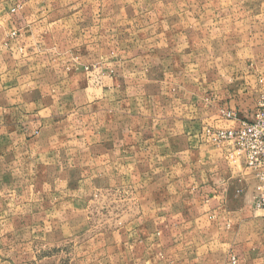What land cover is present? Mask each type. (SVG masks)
I'll return each mask as SVG.
<instances>
[{"label":"crops","instance_id":"1","mask_svg":"<svg viewBox=\"0 0 264 264\" xmlns=\"http://www.w3.org/2000/svg\"><path fill=\"white\" fill-rule=\"evenodd\" d=\"M261 73L264 0H0V127L13 141L0 264H13L19 208L43 222L25 264L56 257L47 234L73 243L74 264H264L252 180L199 142L205 124L253 119ZM131 201L116 235L113 204Z\"/></svg>","mask_w":264,"mask_h":264},{"label":"built area","instance_id":"2","mask_svg":"<svg viewBox=\"0 0 264 264\" xmlns=\"http://www.w3.org/2000/svg\"><path fill=\"white\" fill-rule=\"evenodd\" d=\"M251 92L254 94L252 120L241 119L237 129L205 124L199 132V142L222 150L223 160L228 164L245 167L254 184L253 206L264 212V73L256 76ZM221 115L226 120H237L233 111H222ZM241 191L237 189L235 193L239 195ZM231 261L235 263L234 258Z\"/></svg>","mask_w":264,"mask_h":264},{"label":"rangeland","instance_id":"3","mask_svg":"<svg viewBox=\"0 0 264 264\" xmlns=\"http://www.w3.org/2000/svg\"><path fill=\"white\" fill-rule=\"evenodd\" d=\"M262 31V30H261ZM259 30H258V34H259ZM260 35V34H259ZM42 78H35L34 82L37 81H41ZM40 83V82H39ZM6 126L4 127H0V193L3 197L8 196L9 195V183L5 182V178L3 177V174L5 171L3 170H7L9 168V165L11 163H13V158L10 155L11 150H13V141L11 140H6V139H2L4 135L7 136V134H5V131L1 132V129L4 128L5 129ZM19 164H25V160L23 158H14V162H17ZM30 163H32V161H30ZM8 173V172H7ZM23 177H27L26 174H21ZM34 175L30 174L28 176V178L34 179ZM20 180V179H19ZM40 188V187H39ZM20 191V188H19ZM34 191V190H33ZM122 192H115L113 195L114 197L120 201V197H121ZM35 195L36 197H41L42 195V190L41 189H35ZM101 196L105 197L107 196L106 193H102L100 194ZM132 197V194H131ZM138 208L139 206L137 204H134L133 201H131L130 203L128 202H115L113 204V221L108 222L109 225L112 226L113 228V232L117 235L121 233V230L125 227H128L130 225L133 224V219L130 217H133L134 214H136L138 212ZM35 211H41V207H38V210ZM100 211V209H99ZM127 215L129 216L130 220H123L122 216ZM29 215L25 212V210L19 208L18 209V215L16 216V220H13V264H25L26 263V259H27V255H26V244H27V240H28V236H27V230L30 231L32 229L35 230L34 234L37 235L36 240L39 242V246H41V243H43L42 239V224L43 222H41L40 220H28L27 221V217ZM135 217V215H134ZM98 223V227H100L101 225L103 226L105 224V221H97ZM48 224L46 223L45 228L47 229ZM47 236L45 239V242H47L48 244L50 243L51 245H53L51 247V250H55L54 255L56 256L54 259H52V261L49 262H39L38 264H74V258L75 255L77 253H75L73 251L72 245L73 243L68 242V241H59L57 242V238L56 237H51L50 239H48ZM54 238V239H53ZM117 239L119 238H115V242L117 241ZM29 241V240H28ZM32 241V239L30 240V242ZM84 241V238H83ZM59 244V245H58ZM117 244V243H115ZM59 249H63V251L57 252L58 251V247ZM47 247V246H46ZM40 250V249H39ZM41 251V250H40ZM41 253H39L38 255H40ZM57 256H59L60 261L57 262ZM101 259V256L99 255V260ZM103 264V263H102Z\"/></svg>","mask_w":264,"mask_h":264}]
</instances>
